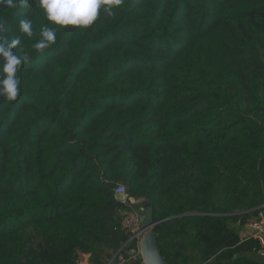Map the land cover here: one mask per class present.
Listing matches in <instances>:
<instances>
[{"label":"trees","instance_id":"1","mask_svg":"<svg viewBox=\"0 0 264 264\" xmlns=\"http://www.w3.org/2000/svg\"><path fill=\"white\" fill-rule=\"evenodd\" d=\"M57 36L22 37L20 97L0 98V264H107L119 185L168 219V264H264L232 227L264 204V0H126Z\"/></svg>","mask_w":264,"mask_h":264},{"label":"clouds","instance_id":"2","mask_svg":"<svg viewBox=\"0 0 264 264\" xmlns=\"http://www.w3.org/2000/svg\"><path fill=\"white\" fill-rule=\"evenodd\" d=\"M126 5V0H0V98L12 103L20 97L21 68L31 57L23 51L22 37L33 41L35 52L44 54L57 44V33L62 30H88L101 17H112ZM39 9L44 23L36 31L32 16ZM25 13L19 19V35L6 36V14Z\"/></svg>","mask_w":264,"mask_h":264},{"label":"built area","instance_id":"3","mask_svg":"<svg viewBox=\"0 0 264 264\" xmlns=\"http://www.w3.org/2000/svg\"><path fill=\"white\" fill-rule=\"evenodd\" d=\"M115 193L119 203L128 207L134 203L127 193V188L124 185H119ZM132 208V207H131ZM122 212L121 227L127 236V242L124 246L114 254L107 264H131L140 258L139 242L144 233L141 223V215L136 209L127 210ZM253 214L242 226L240 232L241 242L255 241L259 248L255 247L254 252L256 255L264 259V204L250 213ZM78 264H82L81 259Z\"/></svg>","mask_w":264,"mask_h":264},{"label":"water","instance_id":"4","mask_svg":"<svg viewBox=\"0 0 264 264\" xmlns=\"http://www.w3.org/2000/svg\"><path fill=\"white\" fill-rule=\"evenodd\" d=\"M132 207L140 212L142 229L144 230L139 242L141 264H168L160 251L159 234L156 232V227L168 219L161 221L154 219V206L151 201L140 200Z\"/></svg>","mask_w":264,"mask_h":264},{"label":"rangeland","instance_id":"5","mask_svg":"<svg viewBox=\"0 0 264 264\" xmlns=\"http://www.w3.org/2000/svg\"><path fill=\"white\" fill-rule=\"evenodd\" d=\"M138 211V210H137ZM243 212H248V211H245L244 209H240L239 211H236L234 215H238L240 213H243ZM192 215H195V214H186V216H192ZM249 217V216H248ZM241 220H239L238 222H234L232 223V227L233 228H236L239 232H241V229H242V226H241ZM254 257L257 258V259H260V260H263V258L259 257L258 255L254 254Z\"/></svg>","mask_w":264,"mask_h":264},{"label":"crops","instance_id":"6","mask_svg":"<svg viewBox=\"0 0 264 264\" xmlns=\"http://www.w3.org/2000/svg\"><path fill=\"white\" fill-rule=\"evenodd\" d=\"M139 212V211H138ZM91 256L90 255H86V254H82L80 259L82 261V264H92L90 261Z\"/></svg>","mask_w":264,"mask_h":264}]
</instances>
